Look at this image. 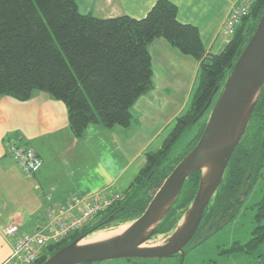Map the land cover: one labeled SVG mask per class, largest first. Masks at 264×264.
Listing matches in <instances>:
<instances>
[{"label": "trees", "instance_id": "16d2710c", "mask_svg": "<svg viewBox=\"0 0 264 264\" xmlns=\"http://www.w3.org/2000/svg\"><path fill=\"white\" fill-rule=\"evenodd\" d=\"M264 11V0H256L218 55L205 52L198 29L177 20V7L157 0L142 19L123 15L102 19L81 14L74 0H0V97L20 102L36 93H46L61 101L67 110L69 130L82 138L91 125L104 129L127 128L132 122L135 101L152 88V65L148 46L164 39L181 54L199 63L197 86L186 112L179 115L161 148L146 152L145 162L123 198L109 206L92 227L75 232L48 248L36 264L65 245L103 223L122 225L137 219L175 165L195 146L205 127L209 111L200 114L217 85H223L234 63ZM195 134L178 154L169 158L172 146L186 131ZM264 168V86L254 107L246 132L235 149L220 187L203 214L195 233L201 237L219 215L233 208L232 199L250 170L252 178ZM200 173L185 181L173 207L159 225L154 237L171 232L191 203ZM263 188V187H262ZM65 205V204H64ZM62 206V205H61ZM257 227L250 241L233 244L221 254L253 256L264 246V195L252 206ZM262 257V256H260ZM88 264V263H84Z\"/></svg>", "mask_w": 264, "mask_h": 264}, {"label": "crops", "instance_id": "0c3cea01", "mask_svg": "<svg viewBox=\"0 0 264 264\" xmlns=\"http://www.w3.org/2000/svg\"><path fill=\"white\" fill-rule=\"evenodd\" d=\"M74 1L84 15L142 19L157 0ZM168 1L176 5L180 23L198 29L207 54L218 55L224 49L229 39L221 30L239 0ZM148 52L152 88L133 104L127 128L91 125L77 139L61 101L42 92L26 102L0 97V264L10 257L13 244V239L2 236L5 227L14 224L19 233L33 234L43 223L46 207L56 208L72 196L84 198L102 189L119 192L113 189L121 183L129 187L131 182L124 180L143 167L144 154L161 148L175 119L189 107L199 63L161 38L148 46ZM10 143L29 145L39 156L42 166L34 178L26 179L11 159ZM103 158L106 163L99 171Z\"/></svg>", "mask_w": 264, "mask_h": 264}, {"label": "water", "instance_id": "95a60500", "mask_svg": "<svg viewBox=\"0 0 264 264\" xmlns=\"http://www.w3.org/2000/svg\"><path fill=\"white\" fill-rule=\"evenodd\" d=\"M223 85H217L200 114L209 111L195 146L175 165L156 191L144 212L121 226L123 231L108 238L85 241L102 230H92L62 247L42 264H96L115 260L169 259L183 255L212 202L230 159L243 138L264 86V11L256 28L229 68ZM200 173L193 200L162 244L147 245L177 200L188 177ZM110 216L103 224H112ZM220 223L206 237L217 233ZM158 237V236H156Z\"/></svg>", "mask_w": 264, "mask_h": 264}, {"label": "built area", "instance_id": "2783aa9c", "mask_svg": "<svg viewBox=\"0 0 264 264\" xmlns=\"http://www.w3.org/2000/svg\"><path fill=\"white\" fill-rule=\"evenodd\" d=\"M256 0H239L231 9L221 34L230 39L242 19L248 15ZM7 152L26 179L39 172L42 161L34 149L23 143H10ZM120 193L102 191L84 198L70 197L65 205L46 207L43 223L33 234L19 233L17 225L2 230L6 240L13 239L10 257L3 264H36L48 248L55 246L75 232L81 231L109 206L122 199Z\"/></svg>", "mask_w": 264, "mask_h": 264}, {"label": "rangeland", "instance_id": "374dc122", "mask_svg": "<svg viewBox=\"0 0 264 264\" xmlns=\"http://www.w3.org/2000/svg\"><path fill=\"white\" fill-rule=\"evenodd\" d=\"M194 134H195V131L193 129L183 133L180 136V138L176 141V143L172 146L170 153H169V158L173 159L177 157L178 154L185 148V146L194 136ZM166 137L167 135L165 136V138ZM93 163H90V165H92ZM105 163H106V160L103 158V160L100 161V166L98 167L99 171L103 170V166ZM94 165L97 166L98 164L94 163ZM137 174L138 173H136V175ZM134 178L135 177L132 178L130 176L126 178V180L124 181L132 183ZM262 185H263L262 180H259L254 190L252 191L250 197L248 198L247 202L245 203L244 207L242 208V212L245 211L246 215L244 217L243 216L237 217L235 221L230 222L228 225L224 226L222 229H220L217 233H215L209 239L205 240L201 245L197 246L193 250H190L188 253H186V259L184 261V264H252V263H255L254 258H252L253 256L250 257V256L243 255V254L228 256L226 254H221V252L225 250L227 247H229L233 241L239 240L243 243L249 237V233L252 227L251 213L249 211V207H251L256 201H258L259 198H261ZM127 189H128V186H125L121 183V184H118L113 189L119 192L111 191L109 189H102L100 191L94 192L93 194L100 193L102 191L109 192V193H120V192L123 193ZM246 207L247 209L244 210ZM101 216L102 215L97 217L88 226L92 227L96 222L100 220ZM121 227L123 226L110 224L109 226L106 227V229L102 230L101 232L108 234L110 232L118 231ZM96 236L97 235L90 236L85 241L94 240L96 239ZM164 238H165L164 235L155 237L152 240H150V242L147 243V245L162 244ZM140 262L142 261L138 260L137 262H133V260L131 261L115 260V261H108V262H102V263H96V264H138ZM178 263L179 261L177 262V259L173 258V259H166L165 261H161V262L158 261L156 263L155 261L153 262L148 261V262H144L143 264H178Z\"/></svg>", "mask_w": 264, "mask_h": 264}, {"label": "flooded vegetation", "instance_id": "af4514ba", "mask_svg": "<svg viewBox=\"0 0 264 264\" xmlns=\"http://www.w3.org/2000/svg\"><path fill=\"white\" fill-rule=\"evenodd\" d=\"M252 174L253 173L249 170L248 171V174L245 177V180L242 182V184L238 188L237 195L231 200L232 201L231 206H233V208H231V210L228 211L226 215H219L215 219L214 225L208 227V229L206 230V232L203 235V237H201L200 234H197V236L194 239V240H197V242L195 243V241H191V243L184 249V254L183 255H176V256H174L172 258H169V259L176 258L177 259V262L179 261L178 264H184V261L186 259V253H188L190 250H193L197 246L201 245L205 241V237L215 227H217L220 223L226 222L223 225V227H224V226L228 225L230 222L235 221L237 219V217H239V216H243L244 217L246 215V212L245 211L242 212V208L244 207L245 203L247 202L248 198L250 197L252 191L254 190V188H255V186H256V184H257V182L259 180H262V183H263V185H262L263 188L261 187L262 188L261 198H259L258 201H256L252 206H254L255 204H257L262 199V197L264 195V168L261 169L258 173H256L255 176H258V178H255V177L252 178ZM251 207H249V211L251 213V224H252V227H251V231L249 233V237L243 243L241 241H239V240L233 241L230 244V246L227 247L225 250H227L228 248L230 249V247L233 244L239 243L240 245H244L245 243H247L248 241H250V239L252 238V233H253L254 229H256L257 227L255 226V223H254V215L256 214V211L250 210ZM246 209H247V207L244 210H246ZM199 226H200V224H199ZM47 253H48V251H47ZM238 254H243V253H239L238 252V253H231V254H226V255L231 256V255H238ZM260 256H262V257H260ZM252 258H254V262H255V263H252V264H264V246L261 249V251H259L258 253L254 254ZM165 260L166 259L140 260L142 262H140L138 264H143L144 262H148V261L149 262L155 261V263H156L158 261L161 262V261H165ZM129 261H131V260H129ZM137 261L138 260H133V262H137Z\"/></svg>", "mask_w": 264, "mask_h": 264}, {"label": "bare ground", "instance_id": "6f19581e", "mask_svg": "<svg viewBox=\"0 0 264 264\" xmlns=\"http://www.w3.org/2000/svg\"><path fill=\"white\" fill-rule=\"evenodd\" d=\"M124 228L125 227H121L118 231H115V232H110V233H103V232H99V233H97V234H95V235H97L96 236V239H94V240H89L90 242H92V241H97V240H102V239H105V238H108V237H110V236H112V235H115V234H118V233H120L121 231H123L124 230ZM94 235V236H95ZM92 238V237H91Z\"/></svg>", "mask_w": 264, "mask_h": 264}]
</instances>
